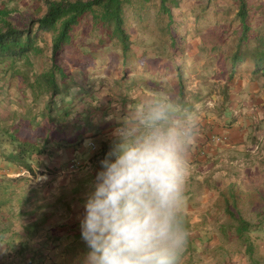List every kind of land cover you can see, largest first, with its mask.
I'll return each instance as SVG.
<instances>
[{
	"label": "rangeland",
	"instance_id": "1",
	"mask_svg": "<svg viewBox=\"0 0 264 264\" xmlns=\"http://www.w3.org/2000/svg\"><path fill=\"white\" fill-rule=\"evenodd\" d=\"M44 2L45 0H0V10H8L9 14L7 18L11 19L20 28L27 29L29 23L43 17L45 14L46 8ZM229 2L230 0H183L181 2V8L173 10L175 23L171 27V34L176 38V46H171L170 41H163L153 32V29H151L153 22L150 23V28L146 29L145 27L142 29L141 24L132 21L128 30L132 34L134 44L133 52L138 55V59L135 62L141 65L135 68L136 70L134 72L126 75H124V68L121 62L118 63L117 60L121 56V49L118 43L107 41L104 45H101L99 43L101 34L98 31L91 33L88 29L86 31V28H77L73 35L72 45L66 48L57 58L58 65L70 75V79L64 83L62 77L58 76L59 83H61L60 89L62 95L57 99L60 102L57 107L58 110L52 114L55 121L43 119V121L34 124L30 123V120L27 122L25 120L19 123L21 125L20 128L22 127L19 132L21 137L24 139L30 138L34 141L40 140L41 138L39 137H41L42 131H45L43 134L46 137L47 133L52 135L55 133L49 132L52 128L60 129L64 127L65 129L60 133L61 138L57 141H59L58 143H60L61 147L68 154L70 148L76 146L81 141L80 134H78L80 131H84L83 135H93L92 115L88 113L85 115V113L87 108L93 111L96 110L97 99L94 94L98 93L100 95L106 92L120 94L123 88L119 83L122 84L121 80L125 76L131 83L138 81L142 83L141 86L146 85L145 89H148V92L167 93L176 99L179 90L177 73L182 71L183 76L186 78L184 82L187 81V86L184 88L186 93L185 99L190 103H196L198 101L192 98L190 93H195L202 84L201 98L199 99L201 106L194 108L195 111L199 109L195 112L196 114L202 111L210 114L212 113L210 111L214 110V108L220 111L223 110L221 101L224 92L228 91L229 95H232V85L234 83L238 84L241 81L242 84H246L248 82H254L256 79H264L263 76L255 77L250 70L252 69L250 66L249 69L244 68L241 71L238 70L235 74H230L229 71L227 72L224 69L226 56L230 53L231 46L234 45L240 34L236 33L240 31V23L232 22L234 19L232 16L227 18L226 9ZM248 3L253 7L252 24L257 28L264 21V0H248ZM206 4L208 8L202 14L203 6ZM128 18H130V15H128ZM222 18L226 20L223 22L226 24L224 34L222 33V29L220 30L217 25L218 21H221ZM218 33H222L220 39L216 38ZM37 43L44 48V52L39 57L32 58L34 65L33 71L29 69L30 80L33 79V74H41L42 71L50 69L54 62L51 58V35L41 34ZM245 45L244 47H246ZM213 47H217V51L213 52ZM87 55L90 58L86 59L85 57ZM87 62L89 63L87 64ZM143 63H148L147 68L143 67ZM229 66L228 64L226 65V67ZM203 67H205V71H203L205 73L204 78L198 83L199 79L197 78V74L202 71ZM23 72H26V70L23 69ZM17 81H20V84L15 83ZM12 82L14 83V88H6L2 92V95L4 97H10L11 102L14 104L21 102L18 94H20L22 88L27 87H25L26 82L22 83V77L12 78ZM18 84L19 86L22 84L21 89H18ZM66 85L74 88L73 94L75 95L74 98L76 97L75 99L69 97L68 91H66ZM122 85L125 84L123 83ZM29 94L31 95L30 91ZM31 99H33L32 96H30L29 100ZM214 99L218 101L215 102ZM231 103L232 101H228V106H232ZM9 107L10 103L6 101V98L0 100V117L7 115V118H12L14 116L13 112L6 113ZM103 108L105 107L103 106ZM64 109L68 110L69 113L71 112V114L66 115L68 120L65 119V114L62 112ZM206 109L209 111L206 112ZM101 111L98 113L100 114ZM3 121H1V127L5 126V122ZM106 129L104 130L107 134L109 129ZM247 129L249 135L252 136V145L249 148L253 149L258 147L254 151L256 158L254 159L252 156L244 158L241 161L242 163L240 165L238 164L239 168L236 166L234 169L228 170V172L231 171L232 175L225 177L222 183L215 185L217 189L214 194L218 198L220 196L218 189L224 191L230 184L240 185L241 189L246 191L245 188L248 186L252 184L261 185L264 182V174L261 170V162L264 161V138H261L260 133L264 132V126L260 123V125L248 126ZM94 132H97V130ZM111 133L112 131H110ZM255 137H259L257 141L253 139ZM3 148L6 151L0 150V158L6 162H10V160L14 159L13 156L10 157V160L3 156V152L6 154L11 152L10 144L5 143ZM56 152V147L52 155L49 152V155L52 157L50 159L52 164L57 159ZM254 161L256 162L254 163ZM222 162L225 165L224 160ZM48 171L51 170L48 169ZM238 174L239 177L236 176ZM202 177L205 176L202 175ZM208 182L211 181L208 180ZM186 188H190L193 191L192 187ZM202 191L205 192L206 189ZM198 194L192 197H190V194L189 196H185L182 209L189 210V208H192L199 201L200 196ZM216 204L217 202L215 201L210 206V209L214 212H220L219 204L218 206ZM254 207L250 205L242 207L244 217L252 222H255L257 218L255 217V212L257 211ZM193 208L196 209L198 207ZM190 211L192 213L194 212V214H192L193 218L189 221L190 226H186V228L189 235H193L195 233L194 226L196 223H200V219L202 221V217L201 215L199 217L195 216L197 210L193 211V209H190ZM206 220L205 222H208V224L204 227H212V230L214 229L216 231L214 227H217L220 221H225L226 217L216 219L209 217ZM248 237H250L253 244L252 257L257 259L260 264H264V227L260 230L249 232ZM4 238H7L6 235H4ZM212 238L211 243L219 241L223 245L225 244L224 249L217 253V260L221 264H251L250 256L246 254L248 244L237 239V236L236 238L234 237V241L232 239L228 240L220 234H216ZM18 251L21 252L23 249L17 248L16 252L18 253ZM185 254L186 257H189L187 252ZM2 262L0 264H3L5 261ZM199 262L194 263L199 264ZM205 264H213V262L208 260Z\"/></svg>",
	"mask_w": 264,
	"mask_h": 264
},
{
	"label": "trees",
	"instance_id": "2",
	"mask_svg": "<svg viewBox=\"0 0 264 264\" xmlns=\"http://www.w3.org/2000/svg\"><path fill=\"white\" fill-rule=\"evenodd\" d=\"M182 1L183 0H45V14L43 17L29 23L27 29L20 28L11 19L7 18L9 14L8 10H0V100L6 98V101L10 103V107L7 109L6 113H14L13 119L11 117L7 118V115L0 117V150L6 151V149L3 148L5 143H9L11 146V152L8 154L3 152V156L8 160L13 156L14 161H10L20 164L35 177L36 172L32 167L34 161L36 159L39 160L38 158H41L42 155L48 152L46 150L48 142L58 140L54 138L52 134H47L46 137L44 136L45 138L43 137L45 140L43 144H40L37 140H31L30 138L24 139L19 134L21 126L19 123L30 120V123L36 124L39 120L45 118L55 121L52 114L58 110L57 107L60 102L57 99L62 95L60 89L61 83H59L58 76L62 77L64 83L70 79V75L58 65L57 58L66 48L72 45L73 35L77 28H86V31L88 29L91 33L98 31L101 34L99 38V43L101 45H104L107 41L118 43L121 49V58L118 57L117 60L118 63L121 62L124 68V75H126L130 72H134L136 70L135 68L141 65L135 62V60L138 59V55L133 52L134 44L132 34L128 30L132 21L141 24L142 29L145 27L146 29L150 28L149 25L153 22V27H151L153 32L163 41H170L171 46H176V38L171 34V27L175 23L173 10L180 9ZM207 8V4L203 6L202 14H204ZM252 13L253 7L248 3V0H230L227 4V18L232 16V18H234L232 22L240 23V31L236 32L240 34L237 41L231 46L230 53L226 56L224 69L225 71L227 70V72L229 71L230 74H235L241 67L249 69L250 66L252 67L250 70L255 77H264V21H262L259 27L255 28L252 24ZM128 15H130V18H128ZM224 19L225 18H222L221 21L217 23L218 28H220V30L222 29L223 34L225 32L224 27L226 26V24L223 23L226 21ZM222 33H218L216 38L220 39ZM41 34L51 35V58L54 62L50 69L42 71L41 74H33V79L30 80L29 69L33 71L34 65L32 58L39 57L44 52V48L37 43ZM244 45L246 47H244ZM212 50H214L213 52L217 51V47H213ZM85 58L87 59L90 57L87 55ZM88 63L89 62H87V64ZM227 64L230 66L226 67ZM147 66L148 63H143V67L147 68ZM23 69H25L26 72H23ZM203 71H205V67L197 74V78H204L205 73ZM177 75L179 79L177 100L183 104L187 100L185 99L186 93L184 91V88L187 86V81L184 82L186 78L183 76L182 71H179ZM16 77H22V83L26 82L25 87L27 88L21 89L22 84L19 86L20 81L15 82L19 83L18 89H21L20 94H18L21 102L13 104L11 98L4 97L2 92L6 90V88L9 89V87H13L14 83L12 82V78ZM121 81L122 84H125L122 85L119 83L123 88L121 93L124 92V89L127 93H130L133 88H136L137 85L141 86L142 84L138 81L131 83L127 80L126 76L123 77ZM142 86V88H145L146 85ZM66 91H68L69 97L73 99L75 96L73 94L74 88L66 85ZM146 91L148 92V89ZM94 95L97 99L95 108L98 112L103 109L100 114L101 117L103 116L105 119H108V115H110L109 110H114L113 103L120 105L121 102L127 101L125 95H118L116 93L106 92L100 95L95 93ZM190 95L195 100H198V97L201 96V88L199 87L195 93L191 92ZM30 96H32L33 99L29 100ZM123 96L125 98H123ZM229 96L228 91H225L223 96L224 104H227L229 101ZM62 102L64 101L62 100ZM103 106L105 108H103ZM184 107L191 111L194 105H184ZM62 112L65 114V119L68 120L66 115L71 114V112L69 113V111L65 109ZM92 112V109L90 110L87 108L85 115L87 113L90 115ZM2 120L5 122L4 127H1ZM105 154L106 152L103 150L100 153L102 156H105ZM261 165V170L264 174V161L261 162ZM210 185H212V183ZM245 189L246 191L241 189L240 185L236 186L235 184H230L224 191L218 189L220 196L216 201V205L218 206L219 204L218 207L220 208V212L215 211V214L211 218L226 217L225 221L222 220L217 224L219 229L218 234L228 240L232 239L233 241L237 236V239L248 244L246 254L250 256L249 259L251 264H260L257 259L252 257L253 244L250 237H248V233L260 230L264 227V182L261 185L252 184ZM67 194L70 195L72 192ZM67 194H64L63 198H65ZM246 205L255 206L254 209L257 211L255 212V217H257L255 222L247 220L244 217L242 207ZM182 216L185 227L190 226L189 215L185 211H182ZM206 219V217H203L200 223H196L194 226L195 233L189 235V241H200L204 247L202 253L204 257L201 256L200 250H193L190 248L188 255L192 261L196 258L201 261V259L206 257L217 260V253L224 249V245L215 246L212 249L207 247L215 234L213 232L214 230L208 231L206 235L199 234L204 228ZM49 221L52 224H50L48 230L41 229V227L37 225L32 227L24 226V228H22L24 231L18 232L17 234H19L18 236L20 238L26 235L29 239V235H37L40 236V238L43 236L42 239H47L49 242H57L59 241V238H57L59 230H64L66 232L67 229L72 231L74 228L75 230L78 228L76 224L56 223L57 221L54 218H50ZM27 244L28 242L25 241L22 248L23 251L19 252V250V254L27 250ZM13 245H15V242ZM42 245L44 246V244ZM43 246L40 248L41 243L34 245L32 250L28 252L29 255L38 254L41 256L40 253H44L45 250H47ZM11 254H13V252ZM27 257L28 255L25 254L21 257L23 259L19 263L16 258L12 260L13 262L11 264H25L24 262L27 260ZM33 262H35L34 259L31 260V263ZM191 263L192 262H190V264Z\"/></svg>",
	"mask_w": 264,
	"mask_h": 264
},
{
	"label": "crops",
	"instance_id": "3",
	"mask_svg": "<svg viewBox=\"0 0 264 264\" xmlns=\"http://www.w3.org/2000/svg\"><path fill=\"white\" fill-rule=\"evenodd\" d=\"M242 69L244 67H241L240 71ZM198 79L199 83L202 78ZM232 86V95L229 96L232 106L224 104L223 97L221 101L223 110L220 111L214 108V110L210 111L212 115L203 111L195 113L199 110L197 109L199 107L196 108V111L194 108L201 106V103H199L201 102L199 101L201 97H198L196 103H190L187 100L183 104L181 103L183 106L194 105L191 111L198 117L199 123V135L189 154L188 176L184 188V197L189 196V194L190 197L196 196L198 193L200 197L192 208H189V210L182 209V211L191 215L189 216L190 219L193 218L192 214H194L190 209H193V211L197 210L195 216L199 217L201 215L202 218H211L215 212L210 209V206L218 199L214 194L217 189L215 185L222 183L225 177L232 175L231 171L228 172V170H232L236 166L239 168L238 164L240 165L244 158L250 156L254 159L256 158L254 151L258 147L249 148L252 145V136L249 135L247 128L248 126L260 125V123L264 126V79H256L254 82L246 84H242L240 81ZM200 88L202 90V84ZM154 93L156 92H147L145 88L137 85L130 93H127V91L120 92L121 95L126 96L127 101L121 102L120 105L113 103L114 110H109L108 119L101 117L98 110L93 111L96 112L91 114L93 118V135H83L84 131H80L78 134L84 139L76 146L70 148L68 154L58 143L59 141L48 142L46 145L48 152L38 158L39 160L36 159L34 163L32 162V167L36 172L35 178L27 174L21 176L25 172V168L18 163L6 162L0 158V262L5 261L2 263L11 264L12 260L16 258L19 260L25 254L32 258L38 256V254L29 255L28 252L32 250L34 245L41 243L47 249V258L42 259L41 262H38L39 264H83V259L88 249L81 238L80 220L84 215L83 205L86 197L92 190L96 173L100 170L99 162L105 157L99 153L102 150L107 153L109 150L110 131L119 126L120 121L127 114V106L135 104L142 98ZM123 98L125 97L123 96ZM214 100L215 102L218 101L217 99ZM205 111L209 110L206 109ZM41 121L43 119L39 120V122ZM106 128L109 129L107 134ZM64 129V127L60 129L52 128L49 132H55L53 133L54 138L60 140V133ZM96 130L97 132H94ZM44 132L42 131V135L39 137L42 139L40 140L41 144L45 142L43 139L45 136ZM260 133L263 139L264 132ZM73 135L75 136V134ZM258 138L255 137L253 139L257 141ZM90 142L96 143L97 151H92L89 147ZM55 147L57 148L55 153L57 159L52 164L50 162L52 157L48 153L51 152L52 155L55 152ZM222 159L225 165H223ZM72 161H77L80 165H83L77 171L70 172L68 165ZM48 169L51 171H48ZM202 175L205 177H202ZM236 176L239 177V174ZM208 180L211 182H208ZM211 183L212 185H210ZM186 187H192L193 191ZM203 189H206V191L203 192ZM69 192H72V194H67ZM64 194H67L65 198H63ZM193 207L198 208L195 209ZM50 218L56 219V223L60 224H76L78 228L76 230L74 228L72 231L67 229L66 232L59 230L57 235L59 241L55 243L42 239L43 236L40 238L37 235H29V239L26 235L23 238L18 236V232L24 231L22 229L24 226L32 227L37 225L41 229L48 230L50 224H52L49 221ZM207 224L208 222L205 223V225ZM214 228L216 231L213 229V232L215 233L214 236H216L219 233V229L218 227ZM210 230H212V227H204L199 234L206 235ZM4 235L7 238H4ZM211 240L207 246L209 249L223 245L219 241L211 243ZM25 241L28 242L27 250L21 254L16 253L15 250L17 248L22 249ZM14 242L15 245H13ZM190 248L200 250L201 256L204 257L202 255L204 247L200 241L192 242L188 240L185 253H188ZM12 252L13 254H11ZM185 253L183 264H190V262L194 264V262L200 261L199 259L192 261L190 257H186ZM201 260L199 264H205L208 260L212 261L213 264H221L218 260H212L207 257Z\"/></svg>",
	"mask_w": 264,
	"mask_h": 264
},
{
	"label": "clouds",
	"instance_id": "4",
	"mask_svg": "<svg viewBox=\"0 0 264 264\" xmlns=\"http://www.w3.org/2000/svg\"><path fill=\"white\" fill-rule=\"evenodd\" d=\"M198 135V117L167 93L127 106L83 205V264H183L189 239L184 188ZM89 147L98 150L94 142ZM80 166L72 161L68 170ZM46 252L24 263L39 264Z\"/></svg>",
	"mask_w": 264,
	"mask_h": 264
}]
</instances>
